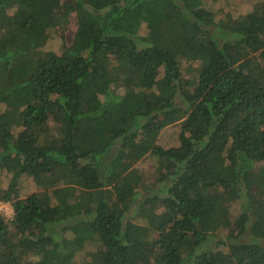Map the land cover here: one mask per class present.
Wrapping results in <instances>:
<instances>
[{
    "label": "trees",
    "instance_id": "1",
    "mask_svg": "<svg viewBox=\"0 0 264 264\" xmlns=\"http://www.w3.org/2000/svg\"><path fill=\"white\" fill-rule=\"evenodd\" d=\"M3 173L0 264H264V0H0Z\"/></svg>",
    "mask_w": 264,
    "mask_h": 264
},
{
    "label": "rangeland",
    "instance_id": "2",
    "mask_svg": "<svg viewBox=\"0 0 264 264\" xmlns=\"http://www.w3.org/2000/svg\"><path fill=\"white\" fill-rule=\"evenodd\" d=\"M205 5L212 8L219 16L224 14H234L240 15L245 14L252 10L254 4L258 0H203ZM58 27V26H57ZM56 27V28H57ZM76 28V19L72 14L69 17V22L67 23L64 30V37L66 42L69 44L72 40V36L74 30ZM59 30V29H58ZM58 30L50 31V39L43 46V49H51L57 50L59 46V32ZM178 132L179 126L174 123L167 127H165L159 134L157 143L164 146L170 147L178 144ZM134 167L141 172L144 177L145 174L151 173L156 168L155 159L152 155H146L141 160L137 161L134 164ZM7 175L4 173L1 175L0 185H5L7 180ZM21 196H25L26 194L35 190V185L33 184L31 178L25 176L22 178L20 182ZM0 213H2L6 218H11L13 215V208L9 202L0 200ZM90 249V246H89Z\"/></svg>",
    "mask_w": 264,
    "mask_h": 264
}]
</instances>
